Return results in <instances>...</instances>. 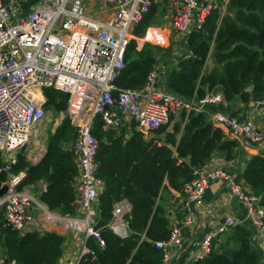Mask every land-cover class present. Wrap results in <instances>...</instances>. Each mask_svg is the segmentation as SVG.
<instances>
[{
  "label": "built area",
  "instance_id": "2783aa9c",
  "mask_svg": "<svg viewBox=\"0 0 264 264\" xmlns=\"http://www.w3.org/2000/svg\"><path fill=\"white\" fill-rule=\"evenodd\" d=\"M24 1L0 0V170L7 173L2 182L6 191L0 196V206L6 223L20 233L44 231L48 225L60 228L64 234L74 233L82 243L79 260L87 251V238L93 237L101 246L105 245L95 227L103 181L97 175L95 156L99 140L91 131L94 119L99 117L104 129L133 124L148 139L160 125L178 119L181 113L186 120L191 111H206L207 106L224 101L221 91L182 98L163 85L157 67L149 70L140 88L116 86L114 81L126 65L125 52L130 39L165 46L173 41L168 36L170 32L181 41L179 46L184 47L189 33L201 30L212 10H218L220 18L225 14L229 0H220V5L218 0H176L169 24L151 25L142 37L134 36L132 30L154 0H37L28 10L23 8ZM162 30L166 32L165 38L158 33ZM47 86L68 94L66 109L59 117L60 121L69 119L76 130L71 143L77 165L72 183L73 214L61 215L50 210L34 195L33 184H22L24 170L11 172L15 159L8 154L29 144L32 130L45 117L42 90ZM258 105L264 110V95ZM210 117L229 139L243 144L264 142V128H258L252 117L239 119L220 111L211 112ZM45 140L42 139L35 155L31 152L37 146L26 153L30 164L35 165L43 158ZM215 180L225 181L252 223L262 226L264 205L241 176L228 168H208L205 164L193 168L191 179L179 193L183 225L194 224V211L202 207L205 191ZM45 189L44 183L40 190ZM130 209L125 199L113 204L107 227L120 238L130 234L127 220ZM237 225V218L228 216L214 230L204 233L195 258L206 256L213 243ZM182 239L178 225L170 224L167 238L154 242L163 263Z\"/></svg>",
  "mask_w": 264,
  "mask_h": 264
},
{
  "label": "trees",
  "instance_id": "16d2710c",
  "mask_svg": "<svg viewBox=\"0 0 264 264\" xmlns=\"http://www.w3.org/2000/svg\"><path fill=\"white\" fill-rule=\"evenodd\" d=\"M37 0L22 3L24 10ZM264 0H229L225 14L212 10L201 30L189 33L187 44L165 62L161 82L182 98L194 94L221 91L226 101L247 102L252 93L264 92ZM156 9L152 5L132 33L142 37L153 25ZM157 45L130 39L125 52V67L114 83L118 87L135 89L144 85L147 73L157 67ZM212 51L216 62L206 69ZM170 52V51H169ZM171 53V52H170ZM175 59V62H173ZM44 111L57 115L66 109L68 94L51 86L42 90ZM211 105L206 111H191L186 120L169 121L146 139L141 132L123 126L120 132L104 129L99 117L91 131L98 138L95 156L97 175L103 181L98 196L99 229L104 246L87 238V251L77 264H163L161 251L154 242L167 238L170 222L166 217L163 198L172 191L181 192L192 177L195 167L203 166L214 153L226 160L235 156L238 142L229 139L210 120ZM170 127V128H169ZM162 134L163 137L159 138ZM128 135V136H126ZM48 138V136H47ZM76 130L69 119L63 118L46 144V152L35 165L18 153L11 172L24 170L23 185L43 181L46 189L39 194L50 210L61 215L75 211L72 183L77 165L70 144ZM69 145V146H68ZM7 173L0 170V186ZM246 186L264 205V153L250 155L241 172ZM125 199L131 209L127 216L130 234L115 235L107 223L113 204ZM249 229L237 225L231 232L213 243L210 252L191 264H261V252L251 241ZM64 236L55 231L27 230L20 233L12 228L0 213V264H57L63 253Z\"/></svg>",
  "mask_w": 264,
  "mask_h": 264
},
{
  "label": "crops",
  "instance_id": "0c3cea01",
  "mask_svg": "<svg viewBox=\"0 0 264 264\" xmlns=\"http://www.w3.org/2000/svg\"><path fill=\"white\" fill-rule=\"evenodd\" d=\"M168 1L170 3L162 2V5H160L159 8L156 7V4L161 2H158V0L153 1L152 5L156 9V16H158L159 12L164 9L165 11L163 13H166L174 8L176 0ZM161 36L164 37L163 35ZM168 36H172L171 40L176 37L175 34L170 35V32ZM215 64L216 62L211 51L206 60L205 68L209 70L215 66ZM263 95L264 92L252 93L245 103L239 99L233 101H226L224 99V101L220 103L211 105V111H220L221 113L235 116L239 119L252 117V120L258 128H264V110L258 105V102L262 99ZM126 127L129 128L130 126ZM237 142L238 146L235 149V156L232 159L226 160L222 154L216 152L212 154L210 159L205 163V166L208 168L216 166L228 168L241 176V172L248 157L250 155L264 153V142L261 144L256 142H250V144H243L239 141ZM37 183V185L33 184V192L34 194L37 193L39 198L41 192L40 187L44 182L39 181ZM181 199L182 197L179 193L174 191H172L167 198H163V205L165 207L167 219L170 224L178 225L183 235L181 245L172 248L169 259L163 264H191L193 260H196L195 255L203 234L214 230L218 225L222 224L228 216L237 218L239 225L250 230L252 234L251 241L254 246L260 250L262 256L260 261L261 264H264V221L262 226H256L252 223L251 219L247 216L243 204L230 194L228 184L225 181L215 180L209 183L204 194V203L202 207L194 211L193 225L186 226L181 223ZM44 231H55L64 236L63 253L57 264H75L82 248L81 241L76 239L78 236L76 237L74 233L64 234L60 228L54 225L46 226Z\"/></svg>",
  "mask_w": 264,
  "mask_h": 264
},
{
  "label": "rangeland",
  "instance_id": "374dc122",
  "mask_svg": "<svg viewBox=\"0 0 264 264\" xmlns=\"http://www.w3.org/2000/svg\"><path fill=\"white\" fill-rule=\"evenodd\" d=\"M158 2H161V3L156 4L157 8H159V6L162 5V2H169V1L168 0H158ZM218 3L220 5V0H218ZM175 6H176V4H175ZM175 6H174V8H175ZM174 8H172L169 12H166V13H163L165 11V9L163 11H160L159 15L156 16L155 23L153 25H155V26H160L163 24L168 25L169 24V17L171 15V12L174 10ZM163 32H165V31L162 30V32H158V33H159V35H163L162 34ZM165 35H166V32H165ZM165 35H163L164 38H165ZM156 40H157V38H156ZM180 43H181V41L178 39L175 40V37H174L173 41L167 43L165 45V47L160 46L159 44L157 45V47H159V49L157 48L158 57H159L158 64H157L158 70H160L162 72L165 69V62L168 60L169 56L173 57L175 54L178 55L180 53V51L182 50V46H179ZM151 44L154 45V43H151ZM173 62H175V59H173ZM59 116H60L59 114H57V115L52 114V112L49 110L45 111V117L43 118L42 123L40 125L36 126L31 132V139L29 141V144H27L26 146H24L22 148L15 150L13 152H10L8 155L12 156L16 162V156L18 153L25 151L24 153L26 155L27 152H30L31 149H33L37 146L35 148V150L31 152V155H35V153L38 152L37 148H38L39 144L42 142V139L44 138V140H45V135H46V140L44 142H45V144H47L49 137L55 131V128L62 121V120L60 121ZM179 119H180V117L177 120H179ZM123 126H125V125H119L116 128H112V129L115 132H120L121 129L123 128ZM47 136H48V138H47ZM153 136L156 137V134L154 133ZM161 137H163L162 134L159 135V138H161ZM70 146H71V144H70ZM37 184H39V183H37ZM34 195L38 198L37 193H35ZM0 213H2V215H3V210H2L1 206H0ZM2 251H3V246L0 245V259L3 256ZM0 263H1V260H0Z\"/></svg>",
  "mask_w": 264,
  "mask_h": 264
},
{
  "label": "water",
  "instance_id": "95a60500",
  "mask_svg": "<svg viewBox=\"0 0 264 264\" xmlns=\"http://www.w3.org/2000/svg\"><path fill=\"white\" fill-rule=\"evenodd\" d=\"M262 16L264 15L262 14ZM5 191H6V184H2L0 186V196H2L5 193Z\"/></svg>",
  "mask_w": 264,
  "mask_h": 264
}]
</instances>
